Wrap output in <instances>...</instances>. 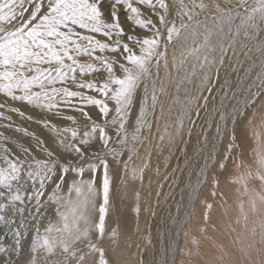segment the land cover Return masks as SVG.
<instances>
[{"label": "snow or ice", "instance_id": "snow-or-ice-1", "mask_svg": "<svg viewBox=\"0 0 264 264\" xmlns=\"http://www.w3.org/2000/svg\"><path fill=\"white\" fill-rule=\"evenodd\" d=\"M227 4L234 6L214 5L218 15L209 26L198 19L208 7L204 0H111L108 5L105 0H0V110L50 133L42 138L0 111V119L10 121L2 125L5 130L21 134L0 132V264H111L103 243L107 236L118 245L120 233L118 227L109 229L108 220L126 197L121 188L143 180V168H130L129 162L147 148L158 123L157 107L166 91L160 70L169 69V45L177 76L199 74L208 85L213 78L206 73L219 80L216 66L224 64L233 42L264 37V0ZM249 51L264 55V42ZM260 68L256 79L264 85V62ZM230 87L227 80L220 85ZM204 91L209 95L199 97L197 117L200 108H208L213 88ZM225 99L227 92L213 109L219 117L215 139L229 142L223 153L212 145L198 176L214 189L221 180L239 185L236 191L248 198L250 211L260 214L264 244V131L246 133L244 140L255 146L249 156L241 151L234 158L236 136L229 123L239 112L237 105L225 106ZM159 108L163 116V105ZM165 119L171 142L184 122L169 129ZM189 123L195 125L191 117ZM159 139L164 142L165 136ZM209 143L205 135V150ZM202 191L194 189V198L210 210L213 205L200 200ZM240 212L247 223L243 200ZM190 243L198 241L192 237ZM187 256L194 259L191 252Z\"/></svg>", "mask_w": 264, "mask_h": 264}, {"label": "bare ground", "instance_id": "bare-ground-1", "mask_svg": "<svg viewBox=\"0 0 264 264\" xmlns=\"http://www.w3.org/2000/svg\"><path fill=\"white\" fill-rule=\"evenodd\" d=\"M253 41L238 38L227 51L224 64L216 66L219 68V76L226 68L236 66V72L229 79L231 87L226 89L229 99L223 100L225 106H238L239 116L229 123V131H234L236 136L234 143L237 147L232 153L234 158L239 157L241 151L245 152L246 157L249 156L250 147L255 146L253 140H244L246 133H251L253 129L264 131V85L256 79L264 55L258 51H248ZM242 56L241 63L236 65L235 61ZM206 75L213 78L214 83L215 74L209 72ZM184 76L185 73H181L176 77L179 83L172 92L158 132L150 139L147 148L140 150L139 158L134 157L130 161V168H143V180L137 179L121 188L126 192V197L114 205L108 220L109 229H119V243L113 245L106 236L103 246L107 256L111 264H182L185 260H188V264H202L205 260H211L214 264H228L229 261L237 260L240 264H264V244L259 235L260 214L250 211L248 198L236 191L239 185L221 180L219 188L214 189L210 183L203 184V178L198 176L208 153L213 150L212 145L215 144L216 152L223 153L229 140L215 139V123L219 121L216 114L214 123L201 132L197 131L185 145L188 129L193 125L189 123V117L195 121L197 105L201 103L199 97L206 93L204 88L210 84H202L199 74H188L187 79ZM233 92L236 93L235 100L231 99ZM223 95L224 91H220L209 106L208 115L214 112V108L220 107ZM91 111L95 115V110ZM165 118L169 129L174 123L178 125L180 120L184 122L183 130H178L171 142L164 132ZM38 130L50 135L47 129ZM162 135L165 136L164 142L159 139ZM205 135L211 140L207 150L203 147ZM179 153H183L182 162L175 164V157ZM225 163L235 174L232 163ZM71 180L72 177L69 183ZM118 183L122 185V181ZM202 187L200 200L206 198L213 205L210 210H206L194 198V189ZM212 191H217L218 195L211 196ZM157 195L162 199L159 204L154 202ZM241 200L244 201V211L248 215L247 223L240 212ZM206 212L208 220L204 219ZM149 221H152L151 226ZM185 232L189 234L187 237ZM192 237L196 238L197 244L190 243ZM145 240L148 244L143 249L138 248L139 243ZM188 252L192 253L194 259H188Z\"/></svg>", "mask_w": 264, "mask_h": 264}, {"label": "rangeland", "instance_id": "rangeland-1", "mask_svg": "<svg viewBox=\"0 0 264 264\" xmlns=\"http://www.w3.org/2000/svg\"><path fill=\"white\" fill-rule=\"evenodd\" d=\"M110 3H111V0H105V4L106 5H108ZM204 3L207 4L208 7L204 10V12H202L200 14L198 19H200L201 21H207L208 24H210L212 22L211 18L213 16L218 15V12L216 11V9L214 7L215 4H219L221 6V8H227V7H233L234 6V5H228L227 4V0H204ZM153 19H155V17H153ZM225 31H227L226 27H225ZM141 35H143V33H141ZM261 42H264V37H261L259 39H254L252 44H250V48L249 49H254L255 46L260 44ZM171 59H172V46L169 45V69H164L163 67H161V70H160V77H161L162 80H164V84H165V88H166L165 93L160 97V101H159V104L163 105V116L159 115L160 108H159V104H158V107H157L158 123L153 126L152 134H151L150 139L154 138V135H156V133L158 132L159 128L161 127L163 119H164L165 114H166V111H165L166 107L168 106L170 98H171V96L173 94L172 92H174V90H176V84H174L173 81H176L177 73H176L175 69L171 68ZM242 59H243V56L241 58H238L235 61V64L236 65L240 64ZM235 68H236V66L231 67V68L230 67L226 68L225 69L226 71L223 70L222 74L219 76V80L218 81L214 80V83H211L208 86V87H212L213 88V93H212V95H211V97L209 99V102H208V108L207 109L200 108L199 109V112H200L199 117H197L195 115L196 116V117H194L195 125L191 126V128H190L191 129V135L189 136V133H188V135L186 137V143L184 142L185 145L187 144L188 140L197 133V131L201 132L202 130H205L210 125H212V123H214V121L216 119V112L214 111L215 114H214V112H211L208 115L209 106L211 105V103H213L216 100V98L219 95L220 91L221 92L224 91V93H225V91L227 92L229 90V89L226 90L227 88L222 90L220 88V85L223 84L225 80H227L228 83H229V81H230L229 79H230L231 75L236 72ZM204 95H209V94L206 92ZM0 102H3V96L1 94H0ZM200 104H203V100H201ZM13 106L21 107L18 104L17 105H13ZM22 110L26 111L27 114H32L30 112V110L27 109V108H23ZM0 111H3L5 116H11L12 121H14L15 125H20V126L26 127V128H28L29 131H35L37 134L41 135L42 138L47 139L48 136L45 135L41 130H38L41 127L38 126L37 124L25 122L20 117H18L16 114L10 113L6 109H2ZM67 114H69V115H78L76 113H71V112H69ZM53 122H55V121H53ZM7 123H10V121L0 119V132H4L5 135H9V136H13V137H15L17 135H21V134L15 133L11 129L5 130V128L2 125L7 124ZM66 125H67V122H66L65 125H62V126H66ZM42 130L44 131L46 129H42ZM126 158L127 157L125 155V159ZM182 159H183V153H179L175 157V164H180L182 162ZM129 164H130V162H129ZM72 175H75V173H73ZM71 177L72 176H69V178H71ZM197 186L198 187L200 186L199 183L197 184ZM161 200L162 199L160 198V195H159V197L157 195L155 197L154 202H155V204H159L161 202ZM45 223H47V220H45ZM151 223H152V221H149V226L152 225ZM0 231H1V229H0ZM147 244H148V242L146 240L142 241V242L139 243V247L138 248L143 249ZM51 259L53 261H55L56 259H58V257L54 256Z\"/></svg>", "mask_w": 264, "mask_h": 264}]
</instances>
